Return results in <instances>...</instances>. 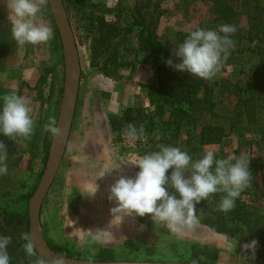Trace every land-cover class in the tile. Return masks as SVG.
I'll use <instances>...</instances> for the list:
<instances>
[{"label":"rangeland","instance_id":"374dc122","mask_svg":"<svg viewBox=\"0 0 264 264\" xmlns=\"http://www.w3.org/2000/svg\"><path fill=\"white\" fill-rule=\"evenodd\" d=\"M139 1L150 5L147 9L153 15L159 38L169 49L170 57L191 31L197 28L217 29L221 24L232 25L218 19L207 0ZM256 2L264 7V0ZM9 3L10 0H0V97L15 93L30 101L34 134L28 140L0 136L8 151V173L0 175V234L11 237L8 246L10 264H48L38 260L34 254L15 250L16 242L23 240L26 227L22 223L6 225L3 213L28 214L29 201L43 176L54 138L44 125L50 117L58 121L64 93V48L47 0H42L41 11L32 20L37 25L50 27L53 38L44 44H17L11 35L12 25L8 20ZM64 3L80 52L82 77L70 141L57 178L42 206L40 236L43 242L61 255L83 261L94 253L95 262L264 264L262 125H243L221 144L201 148L199 157L193 154V160H197L211 151L217 159L232 157L233 162L241 154L247 156L251 175L239 199L255 213L258 229H244L235 232L237 237H231L214 232L198 220L190 229L185 228L180 233H172L165 224H154L148 217H125L123 222L114 221L111 224L113 217L110 209L115 204L108 197L111 186L120 176L135 177L139 171L135 164L144 155L158 151L160 144L187 152L188 141H195L197 130L183 132L176 139L172 137L173 130L169 129L167 120H160L151 135H143L138 140L122 136L115 142L109 127L110 117L121 114L128 106L153 112L147 90L156 83L154 71L150 64L142 63L143 55L136 52V32L125 35L131 20L129 11L119 7L121 0H64ZM128 3L132 8L136 1L128 0ZM239 3L234 2L235 6ZM89 15L100 17L96 22L105 31H117V36L112 37L106 33L108 51L103 56L107 59L111 57L110 61L95 55L92 60L95 36L85 27V17ZM235 27L240 29L241 25ZM236 34H230L234 54L222 61L213 78H199L212 87L217 112L222 114L229 111L235 99L243 95V89L254 74V67L264 59V53L257 48L256 42L235 40ZM172 58L174 63L179 62ZM114 60L116 64L121 63L118 68H115ZM105 63L108 64L105 66ZM104 67L110 72L108 77L102 73ZM30 69L39 75L35 87L29 86L24 79V74ZM208 121L209 117H206L202 123ZM223 195L220 193V200ZM202 208L197 205L195 215ZM235 226L229 223L230 228ZM97 230L108 233L102 239L94 240ZM238 239L241 240L236 247ZM251 240L258 241L255 258L249 251L245 261L241 259L245 257L242 247Z\"/></svg>","mask_w":264,"mask_h":264},{"label":"clouds","instance_id":"9594fccd","mask_svg":"<svg viewBox=\"0 0 264 264\" xmlns=\"http://www.w3.org/2000/svg\"><path fill=\"white\" fill-rule=\"evenodd\" d=\"M41 2L10 0L8 20L12 25L11 35L17 44L38 45L53 38L50 27L33 23L32 18L41 11ZM235 32L236 27L229 24H221L217 29L197 28L175 48L172 57L179 62L174 63L170 57L167 65L181 73L211 79L222 61L228 59L234 47L230 34ZM29 103L25 97L15 93L0 97V136L23 140L31 138L34 120L30 115ZM44 127L53 137L62 134L55 118L50 117ZM143 133V126L137 128L133 124H128L123 131V135L131 140L140 139ZM157 147L158 151L144 155L135 164L139 169L135 177L121 175L111 186L108 199L115 204L110 209L112 225L114 221L123 222L125 217H148L154 224H165L170 232L180 233L197 222L195 213L202 201L213 194L223 193L218 210L228 213L234 209L236 200L248 186L250 161L245 154L233 162L232 157L217 159L215 153L209 151L200 159L193 160L178 147L163 144ZM7 157V145L0 141V175L8 173ZM107 233L97 230L93 239L100 240ZM22 239L25 241L23 249L32 255L35 247L32 237L24 233ZM240 240L236 241V247ZM10 241V236L0 234V264H10ZM257 246V240L245 243L242 247L245 257L241 259L246 261L249 251L254 259ZM93 256L94 253L85 264H94ZM57 264L62 262L58 261Z\"/></svg>","mask_w":264,"mask_h":264},{"label":"trees","instance_id":"16d2710c","mask_svg":"<svg viewBox=\"0 0 264 264\" xmlns=\"http://www.w3.org/2000/svg\"><path fill=\"white\" fill-rule=\"evenodd\" d=\"M135 1L134 7L130 8L128 0H121L122 5L119 7L122 6L129 11L131 20L127 31L124 30L125 35L136 32L138 44L136 52L138 55H143L142 63L150 64L155 74L156 83L147 90L149 106L153 108V112L149 113L142 107H127L121 114L110 117L109 127L115 136V142L124 136L123 131L128 124H133L137 128L143 126V135L148 136L154 132L158 121L167 120L169 129L173 130V138L178 139L183 132L197 130L195 141L193 143L188 141L187 153L194 159L193 154L199 157L202 153L201 148L221 144L233 131L243 125L264 127V59L254 67V74L243 89V95L235 99L231 109L225 114L218 113L215 93L207 82L187 73L175 72L167 65V59L170 57L169 49L159 38L153 15L147 9L150 5L144 1ZM207 1L218 19L226 20L234 26L241 25L240 29L236 28L235 40L247 39L256 42L257 48L264 53L263 6L256 0ZM234 2L240 3L235 6ZM85 18L87 31L95 36L92 43V60L95 55L110 61L111 57L107 59L103 56L108 51L106 33H110L112 37L117 36L115 34L117 31L115 29L105 31L102 25L100 27L96 22L100 17L89 15ZM233 54L234 51H230L228 58ZM113 62L115 68L121 65V63L116 64L115 60ZM103 71L101 72L104 76L110 75L106 67ZM206 117H209V121L202 123ZM236 154L239 155V152L237 151ZM219 195L220 193L213 194L209 197V202L206 200L200 203L203 210L196 215L199 222L209 226L214 232L229 234L231 237H237L235 232L244 229L247 231L258 229L255 213L239 198L230 212L219 211ZM3 221L6 225L22 223L26 227V233L29 232L28 214L20 215L6 211L3 213ZM229 223L236 225L235 228H230ZM24 243V240L16 242L15 250L27 254L23 249ZM33 254L41 260L35 250Z\"/></svg>","mask_w":264,"mask_h":264},{"label":"water","instance_id":"95a60500","mask_svg":"<svg viewBox=\"0 0 264 264\" xmlns=\"http://www.w3.org/2000/svg\"><path fill=\"white\" fill-rule=\"evenodd\" d=\"M53 18L56 22L62 46L64 48L65 58V85L63 99L60 107L57 125L61 129V135L54 137L49 150L47 164L40 180V183L29 201V232L35 247L34 250L38 256L48 264H85L83 260H76L61 255L51 250L41 239L40 220L44 200L52 188L60 167L62 165L76 115L80 82L82 77V67L80 52L76 42V37L65 7L64 0H47ZM94 264H193L180 262H98ZM200 264V263H195Z\"/></svg>","mask_w":264,"mask_h":264},{"label":"crops","instance_id":"0c3cea01","mask_svg":"<svg viewBox=\"0 0 264 264\" xmlns=\"http://www.w3.org/2000/svg\"><path fill=\"white\" fill-rule=\"evenodd\" d=\"M82 67V66H81ZM105 77V76H104ZM24 79L26 80V82H28L29 86L31 87H35V85L37 84V82L39 81V75L38 72H35L34 69H30L28 70L25 74H24ZM130 107V106H128Z\"/></svg>","mask_w":264,"mask_h":264}]
</instances>
